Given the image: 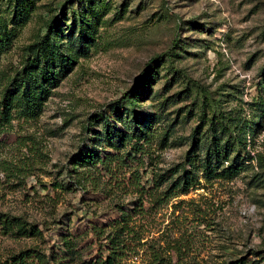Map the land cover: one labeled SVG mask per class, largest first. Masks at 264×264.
Masks as SVG:
<instances>
[{
  "label": "rangeland",
  "instance_id": "374dc122",
  "mask_svg": "<svg viewBox=\"0 0 264 264\" xmlns=\"http://www.w3.org/2000/svg\"><path fill=\"white\" fill-rule=\"evenodd\" d=\"M80 1L25 0L27 15L16 17L15 0H0L10 32L0 46V102L50 24L71 59L38 119L14 118L0 131V263L29 251L47 264L104 257L107 226L126 213L144 251L155 248L173 264H264V164L259 183L252 173L232 181L201 173L188 192L159 201L206 131L203 109L216 119L262 115L264 0H88L95 11L88 25L73 20ZM130 93H139L124 106L137 114L131 123L144 118L155 136L145 155L106 169L75 166L81 153H116L98 141L105 126L97 116L124 131L114 110ZM261 125L255 153L264 155ZM117 145L126 156L132 143ZM12 219L35 234L20 236L5 225ZM138 251L126 264L151 256Z\"/></svg>",
  "mask_w": 264,
  "mask_h": 264
},
{
  "label": "trees",
  "instance_id": "16d2710c",
  "mask_svg": "<svg viewBox=\"0 0 264 264\" xmlns=\"http://www.w3.org/2000/svg\"><path fill=\"white\" fill-rule=\"evenodd\" d=\"M24 1L15 0L16 17L27 15V7L23 6ZM81 5H87L89 9L82 10ZM72 14L73 20L78 18L88 25L91 22L90 18L95 15V11L92 9V2L88 0L80 1L77 13L73 12ZM58 33V29L50 24L47 33L28 47V57L23 69L16 74L2 95L0 102V131L10 124L14 118L26 122L37 120L43 111L44 103L50 96V89L58 86L62 76L70 68L71 59H65L61 48L55 45L54 36ZM0 36L2 37L0 38V46L9 41L10 32L2 20H0ZM80 39L78 41L82 43L88 37L81 36ZM157 60H161L160 57L156 58L152 63ZM138 95L139 93L126 94L120 103L115 106L114 117L120 124L126 126L124 131L112 127L111 121L104 114L97 116V121H100V124L105 126L103 134L99 135L98 141L107 142L106 148H112L116 153L107 154L103 159L100 158L96 151L81 153L75 158V166L94 165L99 162L106 169L116 161L124 162L126 159L133 160L137 155H145V147L155 138L153 132H150V122L141 118L140 120H135L136 124L134 125L129 117L132 113L134 115L137 114L132 110L124 109L126 104L133 105ZM257 105L263 108L262 110L259 109L258 112L264 115V101L262 100ZM122 109L125 112L120 111ZM252 115L253 121L247 116L216 119L214 115L210 118L206 117L203 109L200 119L206 131L202 138L193 140L192 151L187 154L184 165H182V175L166 187L159 201L168 202L175 197L177 192H188L191 187L199 184L198 179L201 173L210 180L222 179L228 181H232L243 174L252 173L253 182L259 183L258 180L262 174H257L256 170H262L264 155L255 153V140L260 134L259 130L263 128L261 120L264 119V116ZM148 130L149 132L145 134ZM198 132L199 130L194 136ZM127 142L132 143L130 151L126 156L119 155L120 149L117 144L125 146ZM178 174L179 171L174 173L171 178L173 179ZM132 223L133 217L131 215L121 213L118 220L107 226L110 232L105 237L107 242L105 246L106 255L83 264H126L129 258H135L140 255L139 248L146 256L151 252V256L147 257V260H143L141 264H173L171 260L162 257L163 255L155 248L144 251L145 246L141 244V237L134 229ZM5 225L11 229H18L20 236L35 234L33 229H27L28 225L21 219L6 221ZM92 230L95 236H102L104 233L103 229L96 227H92ZM35 258L41 264H47L44 263L45 261L39 254L34 256L33 252L30 251L11 257L10 260L0 264L34 263L33 259ZM235 264H254V262L242 261Z\"/></svg>",
  "mask_w": 264,
  "mask_h": 264
}]
</instances>
